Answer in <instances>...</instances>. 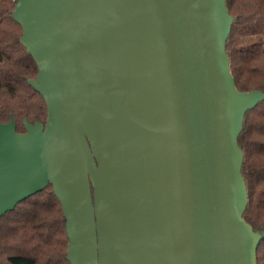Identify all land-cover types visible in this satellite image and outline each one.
Segmentation results:
<instances>
[{
	"label": "water",
	"instance_id": "1",
	"mask_svg": "<svg viewBox=\"0 0 264 264\" xmlns=\"http://www.w3.org/2000/svg\"><path fill=\"white\" fill-rule=\"evenodd\" d=\"M46 123H0V216L48 184L71 264H257L226 0H17Z\"/></svg>",
	"mask_w": 264,
	"mask_h": 264
},
{
	"label": "trees",
	"instance_id": "2",
	"mask_svg": "<svg viewBox=\"0 0 264 264\" xmlns=\"http://www.w3.org/2000/svg\"><path fill=\"white\" fill-rule=\"evenodd\" d=\"M234 18L227 40L231 72L240 91L264 92V0H226ZM17 0H0V123L48 119V105L29 80L38 65L22 43L23 27L14 18ZM239 144L249 202L244 219L263 234L257 264H264V99L244 119ZM61 201L48 184L41 192L0 216V264H71L69 236Z\"/></svg>",
	"mask_w": 264,
	"mask_h": 264
}]
</instances>
